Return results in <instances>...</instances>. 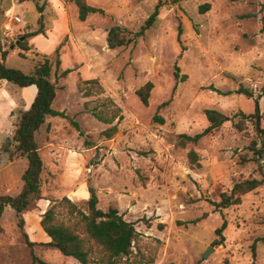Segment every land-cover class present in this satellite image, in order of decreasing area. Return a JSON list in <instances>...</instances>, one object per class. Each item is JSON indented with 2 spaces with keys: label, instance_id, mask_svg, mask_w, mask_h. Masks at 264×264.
Segmentation results:
<instances>
[{
  "label": "rangeland",
  "instance_id": "1",
  "mask_svg": "<svg viewBox=\"0 0 264 264\" xmlns=\"http://www.w3.org/2000/svg\"><path fill=\"white\" fill-rule=\"evenodd\" d=\"M87 2L105 13L82 22L71 0H0V38L11 51L7 66L30 74L42 56L54 66L59 57L61 68L54 67L52 75L57 84L53 108L65 114L49 117L37 135L45 200L23 215L27 237L16 213L5 210L0 264H34L35 257L45 264H80L49 246L40 223L53 201L67 197L84 207L89 185L97 191L99 209L118 208L139 233L133 254L121 264H264V161H250L256 139L251 123L244 132L235 126L241 112L255 113L258 101L264 128V0ZM206 4L210 8L202 13ZM158 5V20L143 38L128 47H108L110 28L137 33ZM39 6L45 35L30 39L32 49L23 52L18 42L39 29ZM176 68L184 81L176 77ZM68 69L72 72L61 79ZM93 79L104 92L85 97L80 87ZM149 82L154 89L146 107L137 91ZM241 88L253 97L239 94ZM36 95L35 86L21 89L0 81V196L23 189L28 161L5 164L1 155ZM115 106L121 117L112 125L93 115L101 111L112 118ZM207 110L227 121L197 145L176 147L179 135L195 136L208 128ZM115 125L118 133L109 139L105 132ZM192 150L200 169L189 162ZM252 178L263 185L242 205L215 206L234 184ZM57 212L70 222L65 209ZM224 222V241L217 245L216 230Z\"/></svg>",
  "mask_w": 264,
  "mask_h": 264
},
{
  "label": "trees",
  "instance_id": "2",
  "mask_svg": "<svg viewBox=\"0 0 264 264\" xmlns=\"http://www.w3.org/2000/svg\"><path fill=\"white\" fill-rule=\"evenodd\" d=\"M78 9V16L82 22H85L90 16L96 14H104V10L91 6L87 0H71ZM160 5L156 7L155 12L148 18L145 24L137 33H132L126 28L114 26L107 31L106 41L108 47L112 50L128 47L137 39L143 38L148 30L154 27L160 15ZM210 8L209 4L200 7V11L204 13ZM38 13L41 14L36 32L27 34L20 38V50L28 52L32 48L29 40L45 35L43 12L44 7H38ZM264 30V25H263ZM179 34V41H180ZM60 45L56 53L59 54ZM10 49L2 47L0 38V81H6L8 84L24 89L35 86L37 95L31 107L22 112L20 122L15 130L12 140L4 146L2 150L1 160L5 164H11L15 159H26L28 166L25 169L22 179L24 186L22 191L16 196L3 195L0 196V235L3 233L1 219L5 210L9 207L17 215L19 219L18 226L24 233L25 220L23 215L34 210L38 203L45 200L42 190V175L45 169L44 161L40 154V148L37 142V135L42 127L46 124L49 117L65 118L63 112L56 111L53 104L57 97V84L53 82V68L58 72L61 68V60L58 57L55 66L50 58L42 56L36 61L35 68L32 73L12 69L7 66V59L10 55ZM23 57L24 54L21 53ZM179 68H176V77L180 79ZM72 72L68 69L62 72L61 79H65ZM185 76L180 80L184 81ZM85 85V87H84ZM154 89L153 83L149 82L137 91L144 106H149L151 93ZM80 90L85 97H92L102 94L104 88L97 79L83 82ZM222 94V92H220ZM239 94H245L253 97L248 90L241 88ZM166 105V104H164ZM116 107V106H115ZM162 107V106H161ZM160 107V108H161ZM115 114L112 118H108L103 112H93V115L105 124L112 125L114 121L121 117V109L115 108ZM209 126L202 133L195 136L182 134L177 137L176 147L185 149L188 145H197L204 137L214 134L227 121V117L216 110H207L205 112ZM155 121L164 124V119L156 116ZM249 121L254 128L256 139L252 141L250 151L253 158L250 161L261 165L264 161V128H262L263 116L260 111L259 103L256 101V111L253 114H239V122L235 125L239 132H244L246 122ZM118 133L117 126H113L105 132V135L112 139ZM189 162L195 168H202L199 155L194 151L189 152ZM260 171L263 172L260 166ZM263 185V180L255 178L247 179L234 184L230 193H223L221 201L215 206L219 210L228 209L234 206H240L243 198L256 191ZM89 199L84 207L74 203L65 197L60 202L53 201L52 205L42 216L41 228L50 239L49 246L58 250L63 256L73 258L80 264H121L124 259L130 258L133 254L134 244L136 243L139 233L133 223L127 222L123 215L120 214L118 208L110 207L108 211L98 208L99 198L96 189L89 185ZM58 208L67 211L70 219L66 223L59 219ZM227 229V222L216 230V235L221 241H216L219 245L224 241L223 233ZM264 242V238L262 239ZM31 246L34 245L29 243ZM253 254L256 256V245L253 246ZM45 264L35 257L34 264Z\"/></svg>",
  "mask_w": 264,
  "mask_h": 264
},
{
  "label": "built area",
  "instance_id": "3",
  "mask_svg": "<svg viewBox=\"0 0 264 264\" xmlns=\"http://www.w3.org/2000/svg\"><path fill=\"white\" fill-rule=\"evenodd\" d=\"M15 21H16L17 23H21V22H22V20H21L19 17H15ZM8 29H10V28L8 27Z\"/></svg>",
  "mask_w": 264,
  "mask_h": 264
},
{
  "label": "water",
  "instance_id": "4",
  "mask_svg": "<svg viewBox=\"0 0 264 264\" xmlns=\"http://www.w3.org/2000/svg\"><path fill=\"white\" fill-rule=\"evenodd\" d=\"M20 42V41H19ZM19 42H18V44H19ZM209 256V253H207L205 256H204V258H207Z\"/></svg>",
  "mask_w": 264,
  "mask_h": 264
}]
</instances>
